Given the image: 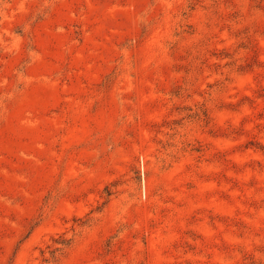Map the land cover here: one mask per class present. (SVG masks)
Returning <instances> with one entry per match:
<instances>
[{"label": "rangeland", "instance_id": "obj_1", "mask_svg": "<svg viewBox=\"0 0 264 264\" xmlns=\"http://www.w3.org/2000/svg\"><path fill=\"white\" fill-rule=\"evenodd\" d=\"M0 264H264V0H0Z\"/></svg>", "mask_w": 264, "mask_h": 264}]
</instances>
